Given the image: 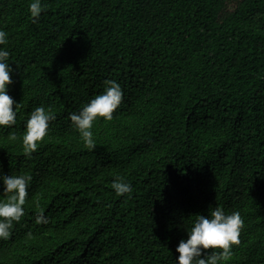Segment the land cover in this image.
<instances>
[{"label":"trees","instance_id":"obj_1","mask_svg":"<svg viewBox=\"0 0 264 264\" xmlns=\"http://www.w3.org/2000/svg\"><path fill=\"white\" fill-rule=\"evenodd\" d=\"M31 2L0 0L20 105L0 128V176L32 177L0 264H177L196 215L216 207L244 222L227 264H264V0H41L35 23ZM106 80L123 100L89 150L69 117ZM41 106L56 119L27 158Z\"/></svg>","mask_w":264,"mask_h":264},{"label":"clouds","instance_id":"obj_2","mask_svg":"<svg viewBox=\"0 0 264 264\" xmlns=\"http://www.w3.org/2000/svg\"><path fill=\"white\" fill-rule=\"evenodd\" d=\"M44 9L41 0H33L29 5V12L35 23ZM7 43V33L0 30V45ZM9 52L0 50V128L11 127L16 123L19 104L8 94V87L13 83V69L6 61ZM123 100L121 86L112 80L105 81L103 94L97 95L90 103L82 107L79 113H72L69 117L72 126L79 133L84 147L94 150L96 147L91 131L93 123L99 119L111 121L113 114ZM56 119L51 108L37 107L28 118L22 135V149L27 158H31L38 146L48 135L49 122ZM9 141H16V134L9 133ZM30 175H3L2 191L5 197L0 200V239H8L14 222H19L24 215V205L28 197ZM118 196L132 193L130 184L117 178L111 185ZM49 221L41 211L37 224H47ZM244 227L239 211L226 214L220 207L214 208L206 217L196 215L193 226L187 233V240H181L176 252L177 264H227L233 256L232 249L240 244V234ZM207 253H210L206 255Z\"/></svg>","mask_w":264,"mask_h":264}]
</instances>
